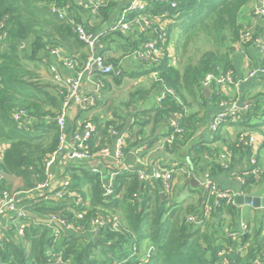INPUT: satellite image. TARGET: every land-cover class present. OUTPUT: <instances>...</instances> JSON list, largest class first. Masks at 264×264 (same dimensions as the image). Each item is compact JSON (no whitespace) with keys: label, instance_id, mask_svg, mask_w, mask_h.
<instances>
[{"label":"trees","instance_id":"trees-1","mask_svg":"<svg viewBox=\"0 0 264 264\" xmlns=\"http://www.w3.org/2000/svg\"><path fill=\"white\" fill-rule=\"evenodd\" d=\"M79 1L0 0L1 192H30L45 183L47 162L60 145L62 132L56 118L62 113L68 90L56 82L44 83L39 64H52L53 52L61 51L77 59L76 69L81 71L88 60L84 53L87 47L79 39L77 26H83L89 34H96L117 12L118 20L126 9L119 10L121 0H99V9L92 14L80 6ZM260 1L152 0L145 14L163 23L170 20L165 31L166 42L162 43L165 53L159 63L144 64L146 68L133 77L156 73L159 80H155L154 88L158 95L166 89L173 91V95L167 93L156 106L138 111L134 124L129 125L125 115L117 112L114 113L117 121L90 119L95 126L89 141L90 154L99 157L112 143V129L119 132L126 129L128 137L124 153L127 155L148 143V148L141 152L144 156L158 141L174 134L170 126L172 119L179 121L183 132L177 135L173 144L165 140L169 151L174 152L179 145H186L193 139L204 122L208 105L218 107L221 101H227L218 95L216 82L207 88L205 79L209 74L223 78L229 74L234 76L233 55L248 32L244 15ZM61 12L65 14L64 18L60 17ZM138 15L137 12L130 13L129 19ZM259 33L252 31L254 37ZM202 36L213 47L198 59L192 58V47ZM158 37L157 33L140 30L127 34L113 26L100 39H114L123 52L132 53ZM170 41L175 45L176 65L167 51ZM106 64L113 65L111 76L116 81L124 77L118 60L109 59ZM149 94L150 91L145 89L132 93L130 102L125 103L127 109L137 100L146 101ZM258 105L251 104L250 111L242 118L244 128L257 131L262 124L252 122L260 118L264 125V109ZM194 106L200 108L199 112L190 113L189 109ZM23 112L25 116L16 121L15 116ZM201 114L203 117L199 119ZM151 123L155 128L167 125L168 129L156 136L155 130L147 132ZM240 136L228 150L233 157L247 160L241 176L243 193L251 195L256 187L264 186V158H257V165H252V149L240 142ZM149 139L152 142H147ZM7 144L8 148L3 151ZM201 151L192 159L193 163L204 156L203 151L200 156ZM209 151L206 153L212 158H218L222 153L219 149ZM212 166L215 172L231 168L230 165L223 169L216 163ZM255 170L260 174H254ZM65 177L70 181L69 192L79 194L82 203L72 199L51 200L44 194L23 197L19 204L42 219H62L74 230L67 234L57 227L36 222L30 216L25 220L27 227L22 236L18 225L12 224L8 230L0 228V264H264L263 226L254 221L253 226H247V233L241 234L238 225L242 212L234 201L224 199L217 203L210 200L211 211L207 216L209 194L205 189L202 188L205 200L202 191H198L201 201L185 206L184 202L177 201L174 185L170 192H165L162 183L141 181L137 169L118 170L109 187L111 194L107 191L104 173L101 170L94 172L89 163H69ZM7 179H16L20 183L15 187L14 182L9 183ZM190 216H197L202 222L198 225L190 223ZM98 218L107 221L118 218L121 228L116 231L109 222L97 235H90L87 230ZM234 235H239V239L235 241ZM144 246H149L150 250L154 248V252L145 256Z\"/></svg>","mask_w":264,"mask_h":264},{"label":"crops","instance_id":"crops-1","mask_svg":"<svg viewBox=\"0 0 264 264\" xmlns=\"http://www.w3.org/2000/svg\"><path fill=\"white\" fill-rule=\"evenodd\" d=\"M121 1L122 2L119 10L123 7L127 8L134 0ZM262 1L263 0H261L260 3H255V7L252 5L244 15L246 27L251 28L253 31L264 27V19H260L259 17H257L254 11V8H258ZM118 13L119 12L114 15L112 21H110L107 25L99 28L98 32H96L95 35L101 37L107 32V30H111L118 18ZM141 49L136 50L132 53H125L121 49V46L114 39H106L104 41H101L100 39V43L96 49V54L102 56L105 60H118L119 65L124 71L125 75L121 78L120 81H116L115 78L111 75L101 77L97 66H95L91 72L85 74L81 90L86 94L97 95L99 102L96 107L87 111L80 109L75 104H71L69 106L67 114V127L65 130V133L67 135L66 154L63 155L51 169V172L54 175V179L51 184V192L48 194L51 195L54 190L61 189L64 181L68 179L67 177H65V168L69 163L74 162L68 157L74 147V134L87 121H90V119H93L94 117H98L104 122L111 120L117 121L119 120L118 117L114 116V113L117 112L119 113V115H125V120L130 125L136 122L135 114H137L138 111L148 110L157 105L159 95L157 97V100L153 101V96L155 94H158V92L154 88L155 79L152 77V75L133 77L135 73L141 72L142 70H144V67L146 68V66L140 60L139 52L141 51ZM168 51L170 56L173 57V64L176 65V59H174L175 45L173 41H170ZM84 53L87 54L86 59H88V49H85ZM233 59L235 69L234 82L226 83L222 86V88H220V86L216 84V91L218 95L220 92V95L225 98L227 100V103L229 104L237 102L239 107H242L246 104H254V106L259 104L258 106L264 109V76H261L257 80L252 79L247 83L242 82V80L251 71L264 66V57L260 54L257 48L250 47L246 51L236 49L233 55ZM51 63L55 64L56 61L52 60ZM50 65L51 64L43 63L39 64L38 66L41 80L44 81V83H54ZM59 71L64 78H70L75 76L78 70L75 68H68L67 66H64L62 63H60ZM139 88L140 90H149V98L146 101L137 100L136 104L131 106L128 110L125 103L130 102L131 94L139 90ZM117 102L120 103L117 106L118 109H115ZM199 109L200 108H198V106H194L189 109V112L196 113L197 111L199 112ZM225 110H227V107H223L220 105L218 107H214V105L210 103L208 105L207 113L205 112V119H203L204 122L201 125V128L197 132L196 136L191 139L186 145H179L176 149H174V152H171L165 146L166 139H163L161 141H158L154 147L148 149L145 152V155L143 154L144 156H142L147 164H157L163 168H168L174 171V187H176L177 191L176 199L179 202H184L185 206L196 205L199 200L201 201L202 196L199 195L200 191H202L203 200H205V194L202 186L204 182L208 180L213 181L221 191L226 192L234 197L242 194L245 195L243 193L244 181L242 179L241 172L243 171V165L245 167V161L247 160L243 161L240 156L233 157L230 170L215 172L213 170L212 163L219 164L220 155L218 156V158H212L210 156V153L209 156L207 155V150H210L209 152H213L214 150L219 149L223 153L228 150V147H230L232 143L236 142L239 134L244 132H253L258 135V143L255 147V157L261 159L264 158V125L262 122V118L258 120L254 119L252 122V124H262V126L259 127L257 131H252L251 129H248L246 127L244 128L241 125L243 121H229L223 127H221V129L217 133L218 135H212V133L210 132V125L212 121L217 115L223 113ZM199 117L202 118L203 114L199 115L198 118ZM167 129V125H161L155 128L154 124L151 123V125L147 127V132L150 133L155 130V135L157 136L162 135ZM125 131L120 133L127 138L128 133ZM149 141L152 142V139H149L147 142ZM114 145L115 141L113 139L112 143L109 146H111L113 149ZM142 145L145 146H140L139 149H142L141 152L143 153V151L148 148V143H143ZM8 146V144L4 145L3 151L8 148ZM201 150L204 152V156L198 162L194 161L193 163L192 159L194 160V158L198 156V152ZM202 151L200 153V156L203 154ZM89 165L91 166V168L101 170L104 173L105 181L109 180L112 175H114V173H116L118 170H122L124 168H139V166L137 165V157L135 151L129 152L126 155L123 163L117 162L114 157H98L91 163H89ZM7 180H9V183L14 182V184L18 185L20 183V181L16 179ZM21 193L22 195L20 196V200L23 197H33L32 194H25L26 192ZM251 195L258 196L259 194L256 195V193H254ZM47 198L49 199V196ZM240 208L242 213L241 220L238 225L239 230L242 231L245 226H250V224L253 226V222L255 220H258L257 222L263 226L262 239L264 240V208L255 209L252 207L253 210L250 211L246 210V206ZM28 216L35 219L36 222L40 223H43L42 220H52L42 219L36 214L33 215L29 211ZM12 224L19 226L20 222L17 223L16 220L10 217H0V228L8 230L9 226ZM58 224L60 223L51 222L48 225L54 228L57 227L64 233H70V230H67L63 224H60V227Z\"/></svg>","mask_w":264,"mask_h":264},{"label":"built area","instance_id":"built-area-1","mask_svg":"<svg viewBox=\"0 0 264 264\" xmlns=\"http://www.w3.org/2000/svg\"><path fill=\"white\" fill-rule=\"evenodd\" d=\"M164 1V0H161ZM150 0H134L120 15L119 19L117 20L116 24L114 25V29L120 30L124 33H133L136 30L146 31L151 33H157L159 37L157 39L149 40L145 43L142 47L141 51L139 52L140 60L143 64H157L160 62L162 56L165 53V48L162 46V43H165L166 40L164 37L166 36V25L160 21L159 19H155L148 14H145V11L150 3ZM99 0H80L79 5L82 6L85 10L90 11L92 14H96L99 7H100ZM173 7H176V3H173ZM255 15L260 19H264V0L260 4L258 8L254 9ZM137 12L139 13L137 18L129 19L130 13ZM65 14L62 12L60 13V17L64 18ZM248 28V27H247ZM260 31L255 37L252 34V29L248 28V32L244 35V39L242 44H238L236 49L246 51L250 47L257 48L260 54L264 57V27L260 29H256L253 32ZM153 31V32H152ZM76 32L79 35V39L86 45L89 51V58L83 67V69L73 77L64 78L59 71V65L62 63L64 66L68 68L76 69V60L70 56L65 55L61 51L53 52L54 60L56 61L55 64L50 65L51 72L53 74V81L57 84L61 85L62 87L68 90L66 101L63 105L62 113L56 118V122L62 132L60 138V145L58 151L49 159L47 162V175L48 179L45 183L40 184L36 189L30 192H26L25 194H32L34 195H49V199L62 201L65 199H72L77 203H82L83 198L79 196V194H74L69 192L68 187L70 186V181L67 179L64 181L62 188L58 190H54L53 193L50 195L48 193L51 192V184L54 179V175L51 172V169L54 165L59 161V159L66 154L67 149V135L65 133L67 127V114L68 109L71 104L77 105L80 109L83 110H90L98 105L99 99L97 95H90L84 93L82 89L84 77L86 73H89L93 70L95 66L98 67L100 75L110 76L114 72L113 65H107L106 60L96 54V49L100 43V37L95 34H89L85 28L81 25L77 26ZM250 43V45L246 48L244 45ZM169 50V46L167 51ZM261 76H264V66L259 67V69L251 71L243 80L242 82L247 83L250 80H257ZM152 77L155 80H159L158 74H152ZM216 82L220 88L226 83L234 82V76L228 75V77H217L213 74L207 75L204 85L205 87H211L210 85ZM208 90V89H207ZM173 95V91L167 90L165 93H162L158 97V103L162 101L166 97V94ZM219 94H221L219 92ZM227 101H221L220 106L227 107L223 113H220L215 117L210 125V132L212 135H215L219 132L221 127H223L227 122L234 121L239 122L242 121V118L250 111L251 104H246L242 107H239L237 102L233 104H229ZM22 116H25V113H20L15 116V120L18 121ZM170 126L174 130V134L171 135L166 139V142L169 144H173L176 140L177 135H180L183 130L180 128L179 121L177 119H172L170 121ZM95 131V126L92 121H87L78 131L74 134V147L69 154V159L72 161L77 162H84V163H91L93 160L98 158V156H92L89 152V141L92 137V134ZM111 135L115 141V145L112 149L111 146H107L99 155L102 158H111L119 162L123 163L126 154L124 153V147L126 146V137L121 134L119 131L112 129ZM240 142L244 145L250 147L253 152V156L251 158L252 165H257L258 159L255 157L256 150L255 147L258 143V135L251 132V133H241ZM142 149L135 150V154L137 157V165L139 168L138 175L139 179L143 182L146 181H153L157 183H162L164 191L170 192L174 185V171L168 168H163L157 164L150 165L144 161V158L141 156ZM233 158V154L227 150L219 156V164L222 166L223 169H228L231 165ZM94 172H98L99 170L96 168H92ZM127 169V168H124ZM122 169V170H124ZM254 174H260L259 170L253 171ZM114 175L109 180H106L107 191L111 194V190L109 187L112 185V181L114 179ZM203 189L208 192L209 197L207 200L206 212L207 216L211 211L210 200H214L215 202H220L221 200L228 199L229 201H234V196L221 191L217 185L208 180L204 182ZM22 193H11L9 191L0 192V217H10L16 221H20V225L18 226L19 235H24V231L27 227L25 223L26 218L28 217V211L24 206H21L20 203V196ZM81 218L82 215H79ZM51 222L63 224L67 230H74L73 226L69 225L66 226L64 220L53 218ZM111 223L113 229L119 231L121 228V223L118 218L112 219L107 221L106 219L98 218L93 221L87 233L90 235H97L98 232L108 226V223ZM189 222L195 225H198L202 222L197 216H190ZM241 231V230H240ZM247 233V227L245 226L241 234ZM233 239L236 241L239 239V235H234Z\"/></svg>","mask_w":264,"mask_h":264},{"label":"rangeland","instance_id":"rangeland-1","mask_svg":"<svg viewBox=\"0 0 264 264\" xmlns=\"http://www.w3.org/2000/svg\"><path fill=\"white\" fill-rule=\"evenodd\" d=\"M255 9V8H254ZM170 23V20H165L164 21V24L167 26L168 24ZM212 45L206 41V37L202 36L198 41H196L192 47V50L190 52V56L192 58H195V59H198L201 54L205 51H208L210 49H212ZM140 90V88H139ZM125 91V90H124ZM157 97H158V94H155L153 96V101H156L157 100ZM120 102H117L116 104V108L115 109H118V105H119ZM196 111V109H195ZM175 174V173H174ZM15 187H18V184H15ZM262 190H264V186H258L254 189V193H257L259 194L260 196L264 197V192L262 193L261 195V192ZM255 196V195H253ZM246 210L247 211H250V210H253V208L251 206H246ZM259 219V218H258ZM255 221H258V220H255ZM20 221H17V223H19ZM148 245V244H147ZM146 245V246H147ZM153 250V251H152ZM154 252V248H152L151 250L149 249V246L146 248L145 246L143 247V253L146 255H151L152 253Z\"/></svg>","mask_w":264,"mask_h":264},{"label":"water","instance_id":"water-1","mask_svg":"<svg viewBox=\"0 0 264 264\" xmlns=\"http://www.w3.org/2000/svg\"><path fill=\"white\" fill-rule=\"evenodd\" d=\"M207 95H209V90H207ZM234 203L239 206H251L255 209H261L264 208V197H259V196H253V195H238L234 199ZM43 223L45 224H50L51 221H44L42 220ZM60 227V224H58ZM153 251V250H152Z\"/></svg>","mask_w":264,"mask_h":264}]
</instances>
